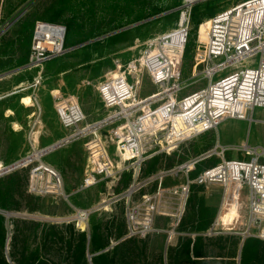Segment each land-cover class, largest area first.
Returning a JSON list of instances; mask_svg holds the SVG:
<instances>
[{
	"label": "built area",
	"instance_id": "built-area-1",
	"mask_svg": "<svg viewBox=\"0 0 264 264\" xmlns=\"http://www.w3.org/2000/svg\"><path fill=\"white\" fill-rule=\"evenodd\" d=\"M202 1L205 0H181L175 27L148 39L140 56L126 66L115 61L116 70L96 85L106 110L100 118L87 121L73 96L52 93L59 121L66 132L47 146L32 145V151L18 160L15 168L39 158L30 170L28 192L60 193V176L44 166L40 157L76 140L83 141L87 150L86 177L81 188L120 172L123 168L120 163L137 166L128 188L96 205L75 210L69 220L77 229H87L91 213L123 200L122 239L145 238L161 230L154 225L156 216L171 217L174 226L179 224L193 185L205 188L220 185L219 212L230 193L234 195L235 190L238 196L240 189L245 188L247 219L245 229L239 233L242 237L258 236L264 240V225L258 224L264 219V145L250 146L242 142L236 148L243 154L242 158H225L224 153L232 147L215 142L197 155L136 180L141 164L148 157L163 152L170 154L181 143L216 129L224 119H250L249 113L256 107L264 108V0H242L203 21L206 38L200 40L198 32L193 75L200 74L206 84L180 94L183 85L179 64L189 35L191 8ZM65 32L62 24L35 20L25 67H40L65 53L68 50L64 45ZM256 55H260L257 63L249 60ZM138 72L148 75L155 91L144 96L139 94ZM104 128H107L105 138L101 134ZM111 145L119 162L109 155ZM34 151L39 153L38 158L22 162ZM98 151L100 154H96ZM213 155L220 158L218 162L191 176L203 160ZM167 178L175 182L163 184ZM43 180L41 189L38 183ZM153 182L154 189L140 192ZM215 224L214 221L213 227ZM255 227L261 228L259 234L252 232Z\"/></svg>",
	"mask_w": 264,
	"mask_h": 264
},
{
	"label": "rangeland",
	"instance_id": "rangeland-1",
	"mask_svg": "<svg viewBox=\"0 0 264 264\" xmlns=\"http://www.w3.org/2000/svg\"><path fill=\"white\" fill-rule=\"evenodd\" d=\"M240 1L242 0L203 1L201 10L202 21L200 23H206L203 21L210 17V10L217 13ZM157 2L160 3L159 0H0V74L6 70L21 66L19 59L25 55L27 50L22 28L26 26V23L32 17L43 16L60 21L59 23L68 28L66 34L68 32L69 40H74L77 43L85 42L98 35L102 37L98 39V43H95V41H98L95 40L68 50L40 67H24L8 77H1L0 160L3 166L23 158L32 151V147L28 145L26 137H24L27 132L32 130L31 127H28L31 121H35L32 127L41 130L43 135H45L44 137L59 138L66 132L59 121L55 108L56 101L52 93H60L63 97L73 96L86 114L87 121L96 120L106 113L96 90L97 83L102 81L106 74L116 70V60L124 64V66L128 62L136 60L148 39L158 33L170 30L175 27L178 21L179 10L177 7L180 5L181 0H163L161 5H159L162 11L151 15L149 12L151 4ZM23 10L24 12L20 18L13 22L19 21L17 26H14L11 23L13 13H20ZM199 24L195 25L190 22V35H188L186 48L179 64L183 85V90L180 94L192 92L206 84V79L202 78L200 74L193 75L198 32L200 40H205L206 38V28L199 26ZM119 25L127 27L125 29H130L128 33L133 36L134 41L132 46L117 49L107 41V33L110 29L117 28ZM88 35L92 37L89 38L87 37ZM78 36L80 38H76ZM7 53L15 55L16 61L12 58H10L11 60L8 57L5 58ZM259 56L256 55L249 60L257 63ZM115 73H112L114 77H116ZM138 75L141 81L139 89L141 96L155 91L156 87L150 82L146 73L138 72ZM135 76L136 74H134L133 78ZM128 78L132 77L129 75ZM32 111H35L36 115L31 118L28 115ZM249 116L251 118L245 120H223L217 125L216 129L204 133L203 136L181 143L170 154L163 152L148 157L141 164L136 180H142L151 173H156L159 169L172 167L191 156L211 148L214 139L224 146L232 147L224 153L225 158H242L243 154L236 150L242 142H247L250 146L264 145V108L256 107L251 114L249 113ZM19 122L21 123L20 125L18 124ZM14 128L20 129V131L14 132ZM106 129L101 130L104 138L107 136ZM108 152L116 162H119L112 145L108 148ZM28 158L32 160L36 156L33 154L27 156L23 162H26ZM38 159L33 160L27 166L14 168H23L27 172V189L30 170L37 165ZM219 159L217 155H213L203 160L201 165L205 167L218 162ZM155 160L156 162L154 163ZM120 164L123 167L120 172L100 179L93 186L82 189L78 194L73 195L74 204L90 207L94 205V201L98 200L100 202L101 199L110 198L112 195L128 188L129 185L126 188L124 187V182L126 180L130 183L132 182L137 166L130 163ZM153 165L152 172L148 173ZM90 182L91 180L88 179V183ZM174 182L167 178L163 181V184ZM44 184V180L38 183L41 189H43ZM154 186L155 182L150 183L140 192L152 190ZM203 188L207 191L203 194V200H207L211 205H217L218 209L222 199V189L214 186L209 188L203 186ZM61 192L62 190H60V193L28 192L27 190L30 195L40 198L32 203L28 202V205L31 206L33 203H36V205L42 204L44 205L42 210L31 212L12 210L8 218H26L40 222L55 223L70 222V217L66 216H70L72 211H68L64 215L45 212L47 209H54L49 204L51 200H54V197H58L57 200L60 203L57 209L61 213L68 209L67 204L64 206L61 203L65 201L62 200L65 196ZM236 193L234 190V195L233 193L229 194L226 204L218 214L217 221L224 225L226 229H229L227 227H232L231 231L242 232L245 229L247 219V212L244 206L246 190L241 188L238 196ZM17 200L22 205L24 204V198L17 196ZM123 208L124 202L119 200L108 205L107 209L100 210L99 215L97 213H95V216L92 215V220L90 219L91 221H89V225L91 223H93L92 225L100 224L101 237L106 243L105 250L111 249L117 242L124 240L122 236L117 237L119 230L122 229ZM258 224H260V227L263 226L264 219H260ZM260 227L252 228V232L259 234L261 231ZM8 228L9 234H11L14 228L12 220H9ZM247 237L261 239L258 236ZM33 239L34 237L31 235L30 240ZM129 240V244L125 248L121 246L117 250V254H115L116 264H167L166 244L164 246L161 241L155 240L150 236L149 238L147 236ZM32 243L29 245L30 249L35 245V243ZM18 245V247H21V244ZM8 250L9 246H7ZM89 256L91 255L89 254Z\"/></svg>",
	"mask_w": 264,
	"mask_h": 264
},
{
	"label": "crops",
	"instance_id": "crops-1",
	"mask_svg": "<svg viewBox=\"0 0 264 264\" xmlns=\"http://www.w3.org/2000/svg\"><path fill=\"white\" fill-rule=\"evenodd\" d=\"M17 14H18L17 12L15 14L13 13L12 17L14 18ZM35 20H44L55 23L60 22L58 20L52 18H46L43 16H35L30 18L29 22L26 23V26L22 28V30L24 31L23 36L25 39L27 50L25 55L20 57L19 59V62H21L20 64L21 66L10 69V70H15V69L17 70L2 78L8 77L14 74L15 72L22 70L23 66L26 64L25 62L27 61V57H28L32 28ZM18 22L13 23V25L17 26ZM124 30L126 29H124V27L120 25L119 27L117 26V28L114 27L110 29V31L107 33L106 39ZM83 36L86 37L85 35ZM87 37H92V36L88 35ZM97 37L100 36L99 35L94 36L92 39ZM132 45L133 43L130 46ZM128 46L129 45L127 44L126 41L124 42L119 41L116 42V46H114V48L120 49V48H126ZM69 47L66 48L68 49ZM14 56L15 55H11V58L15 60ZM10 70H6V71H10ZM35 115L36 112L32 111L28 116L32 118ZM227 119H234V118H227ZM236 120H243V119H236ZM34 122L35 121L33 120L31 121V123H29L28 127H31L32 130H30L24 135V137H26V142L28 143V145L30 146L33 145V147L35 148H41L53 143L54 141H56L61 137V136L59 138L44 137L45 135H43L41 130L32 127L34 125ZM18 124L20 125L21 123L19 122ZM13 131L19 132L20 129L14 128ZM200 136H203V133L197 136V138ZM215 142L220 144L219 141H215L214 139L213 145L215 144ZM96 154H100L99 151L96 152ZM86 160H87V150L83 144V141L81 140H76L67 145L51 150L50 152L40 157V161L44 165L50 167L51 169H54V171L60 176L61 190L66 195V197L63 198V200L66 201L65 203L68 205V209L65 212L61 213L57 209L58 204L60 203L57 200L58 197L57 198L54 197V200H52L53 204L51 205H53V208L56 209V213L64 215L66 214V212L72 211V214L70 216H66V217H71L74 215L76 209L89 207V206L76 205L72 200L73 199L72 197H74L73 195L78 194L82 189L93 186L90 185L81 188V184L83 183L86 177V169H85ZM213 186L222 189L220 185H213ZM204 192L207 191L204 190L203 186L201 185L193 186V190L186 203L184 213L177 226H174L173 224L174 219L171 217L156 216L154 225L157 228H160L161 230L156 231L149 236L155 240L161 241L162 245L164 244V246L166 244L167 264H189V261L191 262L197 261L198 264H239V260H240L239 251H240V243L242 240V235L239 232L231 231L232 227H227L229 229H226L224 225L218 223L217 217L219 214V207L217 209V205L215 204L211 205L210 203L207 202V200L206 201L205 199L203 200ZM105 199L107 200L109 198L101 199L100 202H102V200ZM100 202L97 200L94 201L93 204L96 205ZM100 210L90 214L87 222V228H89V226L93 224L91 223L89 225V221L92 220L91 219L92 215L95 216L96 215L95 213L99 215ZM208 220L209 222L207 224L204 223ZM214 221L216 224L213 227ZM218 225L219 228L221 229L218 228ZM203 226H205V228H203ZM121 227L122 229L120 230L122 231L123 234L125 232L124 214H123V223ZM169 235L170 237L168 238ZM119 242H117L116 244H118Z\"/></svg>",
	"mask_w": 264,
	"mask_h": 264
},
{
	"label": "trees",
	"instance_id": "trees-1",
	"mask_svg": "<svg viewBox=\"0 0 264 264\" xmlns=\"http://www.w3.org/2000/svg\"><path fill=\"white\" fill-rule=\"evenodd\" d=\"M159 1L160 3L151 4V9L149 11L151 15L162 11L159 5H161L163 0ZM202 3L203 1L197 2L191 8L190 22L195 25H198L202 21ZM213 14L215 13L210 10L209 15L212 16ZM199 26L205 27L206 23H200ZM65 27L67 28V26ZM67 30L68 28L66 31ZM129 30L130 29L121 31L107 38V41L113 44V46H116V42L126 41L130 46L133 43V36L128 33ZM65 35V47L77 43L74 42V40H69L70 37L68 32L67 34L65 32ZM76 38H80V36ZM98 42L99 40L95 41V43ZM5 55V58L8 57L9 60H11L12 53H7ZM19 64H21V62H19ZM155 162L156 160L154 163ZM153 167L154 165L150 167L148 173L152 172ZM202 168L204 167L200 163L197 171L192 173L191 176H194ZM27 179V172L23 168L14 169L0 176V264H116L115 262L117 259L115 254H117V250H119L121 246L125 248L126 245L129 244V239L131 238H124V240H122L123 242L121 241L115 244L111 249L105 250L106 243L101 237L100 224L90 225L88 229L80 230L77 229L71 221L55 223L40 222L26 218H8L4 214L6 211H41L44 206L42 204L36 205V203H33L31 206L28 205V202L32 203L40 198L27 193ZM129 183L130 182L126 180L124 182V187L126 188ZM17 196L24 198L23 205L17 200ZM61 203L66 206L65 201ZM49 204H53V201L51 200ZM45 212L54 214L56 213V209H47ZM9 220H12L14 225L11 234H9L8 228ZM208 222L209 220L204 223L207 224ZM203 228H205V226H203ZM31 235L34 237L33 240H30ZM122 235V231L119 230L117 237ZM31 243H35V245L30 249L29 245ZM18 244H21V247H18ZM7 246H9L8 251ZM89 254L91 255L90 259L88 257ZM189 264H198V262L189 261ZM239 264H264V241L255 237L244 238L240 251Z\"/></svg>",
	"mask_w": 264,
	"mask_h": 264
},
{
	"label": "water",
	"instance_id": "water-1",
	"mask_svg": "<svg viewBox=\"0 0 264 264\" xmlns=\"http://www.w3.org/2000/svg\"><path fill=\"white\" fill-rule=\"evenodd\" d=\"M23 12H24V11L18 13V14H17V15L11 20V23H13L14 21H16V20L22 15ZM125 28H127V27H124V29H125ZM115 32H117V31H115ZM101 38H102V37H97V38H94V39L87 40V41H85V42H82V43H79V44H76V45H74V46L69 47L68 50H71V49L77 48V47L82 46V45H84V44H86V43H89V42H92V41H95V40H98V39H101ZM24 67H25V65L23 66V68H24ZM16 70H17V69L3 72V73L0 74V78L6 76V75H8V74H10V73H12V72H14V71H16ZM17 164H18V160L14 161L13 163H11V164H9V165H7V166H4L3 170L0 171V175L3 174V173H6V172H8V171H10V170H12V169H14V168L17 166ZM4 214L8 217V216L11 214V212H10V211H6V212H4ZM244 238H245V237H242V240H241V243H240V251H241V247H242V243H243ZM240 251H239V253H240ZM88 256H89V255H88ZM89 257H90V256H89ZM89 259H90V258H89Z\"/></svg>",
	"mask_w": 264,
	"mask_h": 264
},
{
	"label": "bare ground",
	"instance_id": "bare-ground-1",
	"mask_svg": "<svg viewBox=\"0 0 264 264\" xmlns=\"http://www.w3.org/2000/svg\"><path fill=\"white\" fill-rule=\"evenodd\" d=\"M205 28H206V26H205ZM33 155H35L36 158L39 157V153H38L37 151H34V152H33ZM28 159H29V158H28ZM22 162H23V161H22ZM44 166H46V165H44ZM3 168H4V166H3V164H2V162H1V160H0V171L3 170ZM53 170H54V169H53Z\"/></svg>",
	"mask_w": 264,
	"mask_h": 264
}]
</instances>
